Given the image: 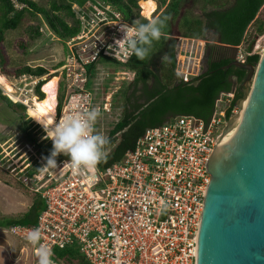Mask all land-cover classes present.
<instances>
[{
  "label": "built area",
  "instance_id": "built-area-1",
  "mask_svg": "<svg viewBox=\"0 0 264 264\" xmlns=\"http://www.w3.org/2000/svg\"><path fill=\"white\" fill-rule=\"evenodd\" d=\"M71 9L78 31L63 40L64 56L55 82L56 95L61 86L62 100L54 104L53 124L95 106L99 110L93 125L96 131L95 125H102L112 106L104 96L112 72L102 62L129 59L131 55L122 52L115 40L123 35L120 25L132 21L103 0L73 2ZM183 52L184 60L176 59L174 70L188 81L200 72L201 64H194L190 49ZM235 58L244 63L241 45ZM235 92L232 86L219 94L207 121L177 115L145 128L119 161L105 167L74 171L69 158L58 154L57 166L46 171L33 189L43 202L34 222L11 224L6 230L25 244L32 264H37L38 247L24 236L35 227L41 232L40 243L52 251L54 264H196L210 179L207 162L226 122V111L231 115L240 111ZM99 129L104 135V128Z\"/></svg>",
  "mask_w": 264,
  "mask_h": 264
},
{
  "label": "trees",
  "instance_id": "trees-1",
  "mask_svg": "<svg viewBox=\"0 0 264 264\" xmlns=\"http://www.w3.org/2000/svg\"><path fill=\"white\" fill-rule=\"evenodd\" d=\"M83 1L51 0L49 7L45 8L38 5L34 0H0V45L5 39L6 33L16 28L26 13L35 18L39 14L43 15L49 29L63 42L78 31V22L71 9V3H82ZM103 1L115 5L132 22L145 18L138 13L137 0ZM263 2L264 0H232L228 4L203 10L200 17L183 16L181 25L186 30L182 35L205 38L206 31H210L216 36V42L243 45L244 63L255 65L259 53L251 51L252 43L255 34L264 30V24L260 20L256 22L257 31L255 34L249 33L246 36V31L248 25L257 18L256 15ZM155 6L156 10L152 11V14L155 13L153 19L163 20L164 27L161 38L152 43L148 55L143 60H138L134 55H131L124 63H117L110 59H105L102 62V67L107 69L110 68L109 65L118 64L125 69L132 70L134 76L127 85V92H123L121 107H112L113 112L111 111V114L116 113V118L108 131L106 127L104 128L107 143L103 145V156L96 164L98 167H105L119 161L123 153L133 147L136 138L147 127L161 124L168 117L176 115H192L207 121L220 93L229 91L232 86H235V99L241 96L238 85L244 79L247 70L232 64L226 66L231 59L228 56H222L217 60L215 56L211 55L212 47L206 54L204 68L196 76L188 81H183L178 77L174 70L177 38L173 36L174 33L171 28L175 17L179 14L181 0H159V7L158 5ZM143 9L142 6L141 13ZM147 21L149 20L145 18L140 22ZM33 34L27 35L30 37L40 35L37 27L34 28ZM206 45L213 46V43L207 42ZM160 60L162 61L161 64L159 63ZM60 64L61 60L57 61L52 68H56ZM4 65L5 57L0 46V73L5 76L7 72L4 71ZM45 73H47L46 69L41 65L23 64L14 69L13 75L39 78ZM95 74L96 72L91 73V76L94 77ZM51 75L52 73H48L42 76L43 79H39L33 86L37 99L43 98L44 93L39 88ZM0 97L8 106L19 113L20 118H24L25 106L22 103L12 102L1 93ZM56 98L58 105H60L62 100L61 86H59ZM27 113L32 121L43 126L28 107ZM225 115L227 118L231 115L229 109ZM48 145L52 147L51 143ZM42 207L43 202L39 197L21 216L0 221V224L6 228L17 223L30 225Z\"/></svg>",
  "mask_w": 264,
  "mask_h": 264
},
{
  "label": "rangeland",
  "instance_id": "rangeland-1",
  "mask_svg": "<svg viewBox=\"0 0 264 264\" xmlns=\"http://www.w3.org/2000/svg\"><path fill=\"white\" fill-rule=\"evenodd\" d=\"M34 1L38 5L48 8L51 0ZM147 1L137 0L138 13L141 17H144L142 13L147 8ZM150 1L153 3L152 12L155 9V5L159 7V0ZM231 1L181 0L179 14L175 17L171 28L174 33L173 36L177 38L175 47L177 60L183 62V50L188 51L190 49L193 56L192 61L194 64H201V71L204 68V58L207 50H210L209 48L211 47L213 50V46H207L206 43H216V36L210 31H206L205 38L183 36L182 34L186 29L181 25L182 17H200L203 10L225 5ZM141 5L144 7L142 13ZM159 10L157 9V12ZM154 14L150 15V19H146H153ZM256 16L257 18L248 25L246 36L249 33L255 34L257 21L260 20L264 24V2ZM143 19L145 18H140L139 21H143ZM36 27L40 35L28 36L27 34L34 35L33 30ZM0 46L5 57L4 71L7 72L5 76L13 88L12 93H7L0 86V93L4 94L12 102L18 101L25 106V116L20 118L19 113L8 106L0 97V221H3L21 216L28 210L34 200L39 199V194L34 192L33 189L41 182L47 172L40 171L38 167L43 165L45 162L44 158L50 154L52 147L48 145L49 141L45 136L44 127L35 123L29 117L27 107L32 114L34 112L28 106L29 101H27V98L31 96L37 98L33 90L36 79H43L42 76L48 73H52L57 78L58 69H56L57 67H52L57 61L62 60L64 47L61 39L47 26L43 15L39 14L35 18L27 13L16 28L6 33L5 39ZM263 48L264 30L255 34L251 51L260 55ZM229 54L232 55L233 51H230ZM181 62L179 65H181ZM159 63L161 64L162 61L160 60ZM23 64L30 66L41 65L46 69L47 73L39 78L27 75L14 76V69ZM109 67L112 73L110 80H108L110 83L107 86V94L104 96L108 97V101L112 103L111 111L113 112L112 107H121L123 92H127V85L132 80L134 72L120 65H109ZM115 115L116 113L104 115L102 125L100 123L96 124L95 130L100 132L99 128L106 127L108 131L116 118ZM32 169H35V171L29 173ZM47 171H51V169ZM66 249H72V247L67 246ZM8 257H11V259ZM32 261V254L26 249L25 244L18 237L8 233L6 226L0 224V264H32Z\"/></svg>",
  "mask_w": 264,
  "mask_h": 264
},
{
  "label": "water",
  "instance_id": "water-1",
  "mask_svg": "<svg viewBox=\"0 0 264 264\" xmlns=\"http://www.w3.org/2000/svg\"><path fill=\"white\" fill-rule=\"evenodd\" d=\"M221 46L233 51L226 66L247 70L239 84V103L247 91L249 95L239 106L237 129L207 162L210 179L199 223L196 264H264V48L251 65L235 58L237 45ZM233 116L226 119L219 138L230 131Z\"/></svg>",
  "mask_w": 264,
  "mask_h": 264
},
{
  "label": "clouds",
  "instance_id": "clouds-1",
  "mask_svg": "<svg viewBox=\"0 0 264 264\" xmlns=\"http://www.w3.org/2000/svg\"><path fill=\"white\" fill-rule=\"evenodd\" d=\"M163 27L164 21L158 18L147 22L134 20L131 25L121 24L119 30L123 35L115 40V44H119L122 52L143 60L148 55L152 43L161 38ZM98 115V108L92 106L82 113L66 115L50 126H45L39 121L47 137L52 140V149L38 169L43 172L55 168L58 154L69 158L68 162L74 171L82 167L93 168L101 160L103 145L107 143V138L93 129ZM24 239L38 247L37 264H54L52 251L40 243L39 227L27 230Z\"/></svg>",
  "mask_w": 264,
  "mask_h": 264
},
{
  "label": "bare ground",
  "instance_id": "bare-ground-1",
  "mask_svg": "<svg viewBox=\"0 0 264 264\" xmlns=\"http://www.w3.org/2000/svg\"><path fill=\"white\" fill-rule=\"evenodd\" d=\"M152 8H153V3L150 0H148L147 1V8L143 11L142 15L145 18L150 19V17H151L150 15L152 13L151 12ZM44 79H46V78H44ZM56 79H57L56 76L51 75L41 84L40 89L44 93V96L42 99H37L34 96L27 98V101H29L28 106L31 107L32 111L34 112L33 113L34 116L36 118H38L40 120V122L46 124L47 126H50L54 123L53 108H54V104L57 100L56 92H55V82L57 81ZM247 85H248V87H250L251 82H248ZM0 86L7 93L13 92V88H12L11 84L6 79V77L4 75H2L1 73H0ZM247 90H249V89H247ZM248 95H249V91L246 92L245 98L242 100L241 105H244L247 102ZM240 115H241V113L238 112L233 116L230 131H228L226 134H224L221 138H219L217 140V144H216L215 148L213 149V151L216 152L215 155H217L221 144H223L228 139H230L232 136V133H234L233 131H235V129H237V125H238L237 123H238V120L240 119ZM172 117H174V116H172Z\"/></svg>",
  "mask_w": 264,
  "mask_h": 264
},
{
  "label": "flooded vegetation",
  "instance_id": "flooded-vegetation-1",
  "mask_svg": "<svg viewBox=\"0 0 264 264\" xmlns=\"http://www.w3.org/2000/svg\"><path fill=\"white\" fill-rule=\"evenodd\" d=\"M213 44H215V45H213V50H211L212 51L211 52V55L212 56H215L217 60L220 57H222V56H230L231 55V54H229L230 51H231V49L226 48L224 46H221V43H219V42H216V43H213ZM215 48H216V50H214ZM208 51L209 50H207V53H208ZM205 57H206V55H205ZM204 61H205V58H204Z\"/></svg>",
  "mask_w": 264,
  "mask_h": 264
},
{
  "label": "crops",
  "instance_id": "crops-1",
  "mask_svg": "<svg viewBox=\"0 0 264 264\" xmlns=\"http://www.w3.org/2000/svg\"><path fill=\"white\" fill-rule=\"evenodd\" d=\"M155 8H156V6H155ZM151 15H152V13H151ZM152 20V19H151ZM9 259H11V257H8Z\"/></svg>",
  "mask_w": 264,
  "mask_h": 264
}]
</instances>
